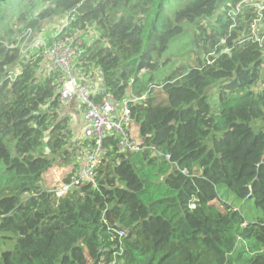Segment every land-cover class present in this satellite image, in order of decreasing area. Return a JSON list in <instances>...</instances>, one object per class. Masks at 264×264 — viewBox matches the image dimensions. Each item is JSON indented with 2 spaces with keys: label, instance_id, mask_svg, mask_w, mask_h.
Segmentation results:
<instances>
[{
  "label": "trees",
  "instance_id": "obj_1",
  "mask_svg": "<svg viewBox=\"0 0 264 264\" xmlns=\"http://www.w3.org/2000/svg\"><path fill=\"white\" fill-rule=\"evenodd\" d=\"M240 1L0 0V264H264V48L250 35L255 8L233 15ZM55 19L98 30L85 59L159 152L122 154L109 137L98 185L64 197L45 177L85 143L70 150L72 118L37 72L39 53L20 50L29 30L41 35ZM187 24L190 57L161 80ZM230 82L214 114L209 98ZM157 91L171 104L196 100L157 104ZM212 191L262 216L247 219Z\"/></svg>",
  "mask_w": 264,
  "mask_h": 264
},
{
  "label": "built area",
  "instance_id": "obj_2",
  "mask_svg": "<svg viewBox=\"0 0 264 264\" xmlns=\"http://www.w3.org/2000/svg\"><path fill=\"white\" fill-rule=\"evenodd\" d=\"M247 3L255 8V18L249 25L250 35L264 48V0H241L233 15L239 13L243 4ZM67 26L68 21L61 22L48 39L29 30L20 46L24 58L28 59L35 53L41 56L42 61L37 72L45 80L53 81L54 94L60 108L75 99L81 105L84 140L78 143H85V150L78 148L73 155L70 171L64 176L58 175L54 190L59 197L66 196L73 188L88 184L98 185L97 169L102 158L109 154L110 147L106 146L109 137L116 139L117 148L122 154L142 153L147 150L155 155L159 153L155 146L145 145L136 134L129 103L118 102L107 92L102 69L85 59L95 33L81 26L67 31ZM140 100L135 98L133 102ZM165 157L171 159L170 155ZM124 236L125 233L121 232L120 237ZM102 264L106 262L103 261Z\"/></svg>",
  "mask_w": 264,
  "mask_h": 264
},
{
  "label": "rangeland",
  "instance_id": "obj_3",
  "mask_svg": "<svg viewBox=\"0 0 264 264\" xmlns=\"http://www.w3.org/2000/svg\"><path fill=\"white\" fill-rule=\"evenodd\" d=\"M63 20V19H62ZM61 20L55 19V21L51 23H47L45 26V30L41 33V36H43L45 39L50 38L54 32L57 30L58 25H60ZM186 28V34L183 38L177 40L169 52L163 57L164 60L171 61L169 65H163L161 67V72L158 75V78L161 80L170 73L172 69H174L176 66L180 65L181 63L186 62L190 57V52L193 49L192 46V38H193V27L191 25H185ZM91 32L95 33V36L93 38L99 37L98 30L91 29ZM163 60V61H164ZM234 88V84L232 82L230 83H222L217 86V88L214 89L213 93L214 96H210L209 101L213 107V113L218 114L220 103H219V97L221 92H228L231 89ZM156 91V90H155ZM170 91V90H169ZM157 97V104L165 103L164 105H171L173 107H178L181 105H190L196 100V96L193 93H190L189 95H180V98L174 103L171 104V96L169 92L166 93L157 91L156 93ZM168 103V104H167ZM73 127V124H72ZM73 129V128H72ZM78 131L73 133V136L76 141H83L84 135L82 134L79 138L77 135ZM74 157V156H73ZM72 157V158H73ZM72 160V159H71ZM62 167H59L57 169H54L47 177H45L46 185L51 188L55 189L57 187V179L58 176L55 174L58 172ZM211 199L212 201H221L226 200L227 203L231 204L235 209L240 210L243 215L247 219H256L257 217H261L262 213L258 211L252 202H240L234 200V197L231 194L226 193L225 191H222V193H217L216 191H212L211 193Z\"/></svg>",
  "mask_w": 264,
  "mask_h": 264
},
{
  "label": "crops",
  "instance_id": "obj_4",
  "mask_svg": "<svg viewBox=\"0 0 264 264\" xmlns=\"http://www.w3.org/2000/svg\"><path fill=\"white\" fill-rule=\"evenodd\" d=\"M64 115L65 116H70L72 118V121H73L72 122L73 123V127H72L73 128V131L74 132L78 131L77 135H78V138H79L82 135V132H83V124H84L83 123V116H82V112H81V105H80L79 101L75 99L71 103H69L67 106H65L64 107ZM79 141H77L76 144L73 145V148H70L71 151H75L78 148L79 145L77 143ZM80 142H82V141H80ZM70 166H71L70 164L69 165L59 166V167H62V168L58 172H56L55 174L57 176L59 174L62 175V176H64L65 174H67L70 171ZM59 167H55L54 169H57Z\"/></svg>",
  "mask_w": 264,
  "mask_h": 264
},
{
  "label": "bare ground",
  "instance_id": "obj_5",
  "mask_svg": "<svg viewBox=\"0 0 264 264\" xmlns=\"http://www.w3.org/2000/svg\"><path fill=\"white\" fill-rule=\"evenodd\" d=\"M112 138V137H111ZM109 139V138H108ZM113 140V139H112ZM114 142H115V140H114ZM110 145H112V144H110ZM107 146V145H106ZM113 149V148H112Z\"/></svg>",
  "mask_w": 264,
  "mask_h": 264
}]
</instances>
